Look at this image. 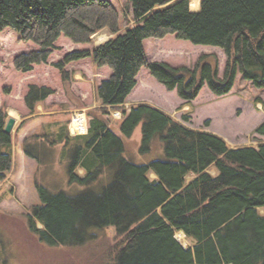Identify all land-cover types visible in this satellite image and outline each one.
I'll return each instance as SVG.
<instances>
[{
	"label": "trees",
	"instance_id": "16d2710c",
	"mask_svg": "<svg viewBox=\"0 0 264 264\" xmlns=\"http://www.w3.org/2000/svg\"><path fill=\"white\" fill-rule=\"evenodd\" d=\"M127 3L134 25L121 32V14L112 0H0V32L11 29L20 42L38 47L16 57L19 72L47 64L61 37L90 44L104 29L113 35L53 64L64 82L69 80L65 66L84 59L111 70L110 78L97 87L101 108L90 114L88 133L74 137L68 129L62 137L60 127L58 132L71 161V184L92 185L106 168L114 170L113 181L99 192L88 189L76 196L37 185L41 204L30 215L31 232L51 247L80 246L96 238L90 229L114 227L117 264H264V143L232 148L222 137L187 127L149 104L134 105L129 112L123 108L144 67L188 103L204 87L218 97L229 95L239 73L264 91V0H201L197 12L190 0ZM169 35L220 48L227 60L224 76L214 53L202 54L194 68L150 62L145 41ZM55 93L51 87L31 85L25 97L30 114ZM108 108H121L124 138L142 125L141 154L152 151L159 135L166 160L148 165L128 161L123 138L103 118ZM9 119L1 109L0 181L14 167L13 135L5 131ZM256 132L264 135V124ZM188 177L193 180L188 182ZM178 232L194 245L185 247Z\"/></svg>",
	"mask_w": 264,
	"mask_h": 264
},
{
	"label": "rangeland",
	"instance_id": "374dc122",
	"mask_svg": "<svg viewBox=\"0 0 264 264\" xmlns=\"http://www.w3.org/2000/svg\"><path fill=\"white\" fill-rule=\"evenodd\" d=\"M112 1L121 14L120 29L123 32L134 25L131 7L127 0ZM195 1L190 0V7L192 10H199L201 0L199 6L196 4L192 8ZM101 36H106V39L98 43ZM112 37L109 29L97 33L90 44H75L61 37L57 42L59 49L51 55L47 64L36 65L32 71L23 73L15 69L16 57L37 50L38 47L32 42H20L11 29L0 32V110H5L10 118L14 117L17 121L12 132L14 167L6 179L0 181V264H117L113 258L119 242L114 227L90 229L89 234L96 238L88 239L84 245L57 247L42 243L30 229L32 210L41 204L37 185L46 187L52 193L65 192L76 196L88 189L99 192L113 181L114 170L106 168L92 185L71 184V161L58 132L60 127L63 128L62 137H66L69 131L71 135L70 124L74 117H83L82 120L86 118L85 130L86 127L89 129L90 114L101 108L97 87L103 80L110 78L111 70L108 67L99 68L91 59H84L65 66L69 72V80L64 82L59 69L53 66L71 51L91 50ZM145 48L150 62H166L173 67L194 68L202 54L214 53L219 58L220 74L224 73V57L221 58L222 51L218 47L194 45L177 39L175 35H169L164 39H147ZM140 77L142 84L148 82V77L155 82L154 88L148 86L143 95V99L151 104H141H154L168 109L172 111V115L165 113L178 122L195 130L220 135L229 145L234 143L237 148L258 146L264 140V135L256 132L264 124V91L254 88L240 73L233 93L218 97L204 87L198 98L189 103L182 100L176 90V94L168 91L150 75L146 67ZM31 85L55 87L56 93L45 101L47 106L45 102L40 105L47 107L44 115H40L38 109L31 115L26 106L25 97ZM259 95L263 98L257 104L255 100ZM125 104L123 108L129 112L132 106ZM53 111L58 112L49 115ZM184 116H188L189 121L185 122ZM103 118L123 138L128 161L148 165L153 161L166 160L159 135L154 138L149 154L140 153L142 125L136 128L131 138L122 136L119 129L124 119L121 108H108ZM72 126L74 128V124ZM35 135L42 137L34 138ZM25 139L29 140L23 148ZM24 149L36 158L26 156ZM78 172L84 174L82 170ZM211 173H216L213 168ZM150 176L156 179L154 174ZM192 180L193 177H188V182ZM177 239L185 247L194 245L193 240L186 236Z\"/></svg>",
	"mask_w": 264,
	"mask_h": 264
},
{
	"label": "crops",
	"instance_id": "0c3cea01",
	"mask_svg": "<svg viewBox=\"0 0 264 264\" xmlns=\"http://www.w3.org/2000/svg\"><path fill=\"white\" fill-rule=\"evenodd\" d=\"M200 10V9H199ZM199 10H192V11H194V12H197V11H199ZM58 46V45H57ZM59 48V47H58ZM56 51V50H55ZM54 51V52H55ZM222 51V50H221ZM53 52V53H54ZM52 53V54H53ZM222 57H224V71H225V67H226V63H227V60H226V56H225V54H224V52L222 51V56H221V58ZM143 71V69L141 70V72ZM141 72H140V75H141ZM220 72H221V68H220ZM111 75V74H110ZM140 75L138 76V84H137V86L135 87V89L133 90V92L130 94V96L127 98V100H126V104H125V106L126 105H130V106H134V105H138V104H141V103H150L151 104V102H149V101H146V100H144L143 99V95H144V93H145V90L146 89H148V86H150L151 88H154L153 86H154V84L153 83H155L154 82V80H152V78H150V77H148L149 79H148V82L146 83V82H144L143 84H142V82H141V77H140ZM224 76V73L221 75L220 74V77H223ZM157 85V84H156ZM39 86V85H38ZM158 86V85H157ZM48 87H51V86H49L48 85ZM52 88V87H51ZM53 89H55V87L53 86ZM235 91V88L232 90V92L231 93H233ZM172 93H175L176 94V91H173ZM260 96V98H263L262 97V95H259ZM258 96V97H259ZM179 98H177V100H178ZM180 100V99H179ZM47 102V101H46ZM46 102L44 103L46 106H47V104H46ZM45 105H42V106H39L38 107V110H39V114L40 115H44L45 113H44V111H47V107L45 106ZM153 106H155L156 108H159V107H157L156 105H154V104H152ZM159 109H161V110H163L164 112H166V113H169V114H171L172 115V111L170 112V110H168V109H162V108H159ZM58 112V111H57ZM57 112H52V113H50L49 115H54V114H56ZM60 112H62V111H60ZM14 118V117H13ZM50 118H52V117H50ZM16 119V118H15ZM263 121H264V118H263ZM218 136H220V135H218ZM220 137H222V136H220ZM224 139V138H223ZM262 143H264V140H261V143L260 144H262ZM231 145V147L232 148H237V147H235V144L234 143H232V144H230ZM254 146H257V145H254ZM25 163H26V160L24 161ZM263 210V209H262ZM261 210V211H262Z\"/></svg>",
	"mask_w": 264,
	"mask_h": 264
},
{
	"label": "bare ground",
	"instance_id": "6f19581e",
	"mask_svg": "<svg viewBox=\"0 0 264 264\" xmlns=\"http://www.w3.org/2000/svg\"><path fill=\"white\" fill-rule=\"evenodd\" d=\"M196 4H200L199 0H196L193 4H192V8H194L196 6ZM199 6V5H198ZM197 8V7H196ZM195 8V9H196ZM104 39H106V36H101L99 37V39L97 40L98 43H100L101 41H103ZM14 115V114H13ZM83 118V117H82ZM82 118L78 119L75 123H74V131L81 133L82 131H85V120H82ZM77 128V130H76ZM177 238H183L185 235L183 234V232H179L176 234Z\"/></svg>",
	"mask_w": 264,
	"mask_h": 264
},
{
	"label": "water",
	"instance_id": "95a60500",
	"mask_svg": "<svg viewBox=\"0 0 264 264\" xmlns=\"http://www.w3.org/2000/svg\"><path fill=\"white\" fill-rule=\"evenodd\" d=\"M16 119L11 117L9 120H8V123L6 125V128H5V131L9 134H12L13 130H14V127L16 125ZM71 134L74 135V130L71 129Z\"/></svg>",
	"mask_w": 264,
	"mask_h": 264
},
{
	"label": "built area",
	"instance_id": "2783aa9c",
	"mask_svg": "<svg viewBox=\"0 0 264 264\" xmlns=\"http://www.w3.org/2000/svg\"><path fill=\"white\" fill-rule=\"evenodd\" d=\"M83 116H84V115H83ZM84 118H85V116H84ZM77 120H78V117H74V118H73V120H72V122H71V124H70V130H71V129L74 130V128H73L72 125H73ZM85 122H86V118H85ZM76 130H77V128H76ZM87 133H88V129H87V127H86V130H85L84 132H82V133H79V132H77V131H76V132L74 131V135H76V136H77V135H78V136H83V135H86Z\"/></svg>",
	"mask_w": 264,
	"mask_h": 264
}]
</instances>
